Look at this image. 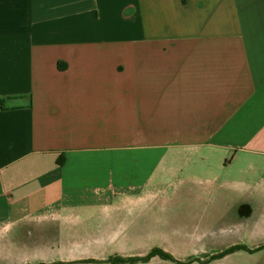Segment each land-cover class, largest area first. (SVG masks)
Instances as JSON below:
<instances>
[{
  "label": "crops",
  "instance_id": "crops-1",
  "mask_svg": "<svg viewBox=\"0 0 264 264\" xmlns=\"http://www.w3.org/2000/svg\"><path fill=\"white\" fill-rule=\"evenodd\" d=\"M183 177L264 209V0H0V264L142 259Z\"/></svg>",
  "mask_w": 264,
  "mask_h": 264
},
{
  "label": "rangeland",
  "instance_id": "rangeland-1",
  "mask_svg": "<svg viewBox=\"0 0 264 264\" xmlns=\"http://www.w3.org/2000/svg\"><path fill=\"white\" fill-rule=\"evenodd\" d=\"M179 181L182 186L169 189L161 199L165 221L137 227L140 238L132 245L150 249L146 257L132 258L131 264L149 259V264H264V209L255 210L251 195L245 196L249 202L240 209L238 196L223 197L207 186L209 180ZM152 250L157 256H149Z\"/></svg>",
  "mask_w": 264,
  "mask_h": 264
},
{
  "label": "trees",
  "instance_id": "trees-1",
  "mask_svg": "<svg viewBox=\"0 0 264 264\" xmlns=\"http://www.w3.org/2000/svg\"><path fill=\"white\" fill-rule=\"evenodd\" d=\"M157 254H158V252L156 251V250H152L151 252H150V254H149V256L150 257H154V256H157ZM161 257H168L167 255H164V254H161L160 255ZM218 256H220V255H214L212 258H216V257H218ZM131 260V259H130ZM112 261V263L113 264H119V263H122V261L123 260H121V259H117V260H111Z\"/></svg>",
  "mask_w": 264,
  "mask_h": 264
}]
</instances>
